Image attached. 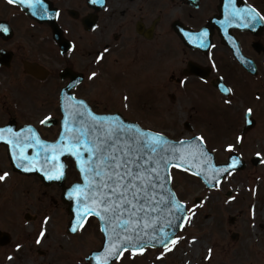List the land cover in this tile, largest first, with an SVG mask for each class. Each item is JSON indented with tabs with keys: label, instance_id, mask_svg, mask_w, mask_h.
<instances>
[{
	"label": "flooded vegetation",
	"instance_id": "1",
	"mask_svg": "<svg viewBox=\"0 0 264 264\" xmlns=\"http://www.w3.org/2000/svg\"><path fill=\"white\" fill-rule=\"evenodd\" d=\"M234 8L264 16V0H0V25L8 29L0 31V128L27 136L31 127L50 144L62 129L61 101L75 97L96 114H118L172 139L207 141L223 123L232 143L240 137L246 161L243 145L264 96V21L229 19ZM247 108L253 127L244 131ZM63 161L64 178L47 180L16 168L0 141V173L9 174L0 181V264H89L93 249L74 253L89 222L70 231L64 187L79 176L69 175L71 157ZM90 228L98 231V222ZM102 242L103 235L97 249Z\"/></svg>",
	"mask_w": 264,
	"mask_h": 264
},
{
	"label": "snow or ice",
	"instance_id": "2",
	"mask_svg": "<svg viewBox=\"0 0 264 264\" xmlns=\"http://www.w3.org/2000/svg\"><path fill=\"white\" fill-rule=\"evenodd\" d=\"M16 2L23 4L26 0H8L10 4ZM36 2L39 4L42 0ZM90 2L103 4L104 0ZM232 2L229 0L230 4ZM241 16L250 21L257 18L264 21V16L252 8L247 12L234 8L228 14L229 19ZM7 30L0 25V31ZM201 47L206 45L201 43ZM107 51L105 48L104 52ZM102 55L97 54L96 59H101ZM96 75L95 72L91 74L92 77ZM221 91L230 93L232 90L222 88ZM124 99L127 100V97ZM124 106L127 107V104ZM61 110L64 126L59 138L51 144L42 140L31 127L27 136L23 135V130L13 132L9 127L0 128V141L8 146L15 167L25 172L35 169L47 180H60L66 175L67 168L60 157L70 155L73 158L80 181L73 183L66 192L67 198L75 201V223L71 231L78 232L85 222H90L89 217L96 219L105 238L103 250L94 257L96 264H114L115 260L122 259L125 252L134 257L143 253L149 244L163 248L157 259L162 258L172 250L169 244L175 246L182 239L175 235L170 237L167 229L179 226L174 225V220L182 221L184 216L180 214L187 211L167 187L172 179L168 169H195L193 175L205 176V170L212 165L207 159L203 138L196 136L182 140L177 146L162 133L127 123L118 116L96 114L89 110L84 100L75 97L61 101ZM251 112V108L245 109L248 123L251 122L247 120ZM48 120L49 117L45 116L40 123L45 124ZM237 141L240 142V137ZM185 144L195 145V151L185 155ZM232 147L227 145L229 150ZM29 148L33 149L31 154L27 151ZM189 157L192 163L186 166ZM238 163L232 158L231 163L216 168L211 179L218 184V177L231 175L229 170ZM8 175L7 172L0 173V181ZM168 216L173 219H167ZM162 219L166 222L162 223ZM48 220L47 216L43 218L36 243H40L45 236L43 224ZM16 248L19 249L20 245L17 244ZM210 254L211 249L205 259H209Z\"/></svg>",
	"mask_w": 264,
	"mask_h": 264
},
{
	"label": "rangeland",
	"instance_id": "3",
	"mask_svg": "<svg viewBox=\"0 0 264 264\" xmlns=\"http://www.w3.org/2000/svg\"><path fill=\"white\" fill-rule=\"evenodd\" d=\"M231 131L218 123L207 132V145L216 153L218 162H226L231 151L242 153L237 141L231 142ZM227 145H232V149ZM243 146L249 157L247 167L227 175L214 189L207 188L189 171L174 169L175 188L189 209L188 220L176 235L182 239L175 246L169 244L172 250L160 259L157 257L163 248H145L134 257L125 252L114 264H264V96L259 98L258 125ZM257 153L262 159L254 165L251 156ZM69 175L78 177L74 164ZM91 219L87 229L77 236L76 256H86L101 244L100 230L90 228L97 221ZM234 234L238 237L234 238ZM196 239L202 242L199 249L191 246ZM209 249L210 258L205 259Z\"/></svg>",
	"mask_w": 264,
	"mask_h": 264
},
{
	"label": "water",
	"instance_id": "4",
	"mask_svg": "<svg viewBox=\"0 0 264 264\" xmlns=\"http://www.w3.org/2000/svg\"><path fill=\"white\" fill-rule=\"evenodd\" d=\"M109 116H118L120 119H122L123 121H125V122H127V123L135 124V123H132V122L127 121V120L124 119L121 115H109ZM135 125H137V124H135ZM63 126H64V124H63ZM138 126H139V125H138ZM252 126H253V125H247L246 128H245V130L248 129V128H250V127H252ZM139 127H140V126H139ZM62 129H63V128H62ZM146 130H147V129H146ZM153 132H154V131H153ZM167 138H168V137H167ZM168 139H169L170 141L176 143L177 146H179V142L182 141V140L175 141V140H172V139H170V138H168ZM191 139H192V138H191ZM187 140H190V139H187ZM53 143H54V142H53ZM50 144H51V143H50ZM183 148H184L185 150H187V151L185 152V155H188L189 153L195 151V145H193V144H185V145L183 146ZM204 148L207 150V153H208L207 159L211 162L212 167H209L208 169H206V170H205V171H206V175H205V176H200V178L202 179V181L205 183V185H206L208 188H215L216 186L220 185V183L222 182V179L226 176V174H225V175H221L220 177H218V179H219V183H218V184H217L216 180H212L211 177H212L213 173L215 172V169H216V168L223 167V166H225V165L231 163V162H232V158H235L236 160H238L239 163L235 166L234 169H230V170H229L230 172H233V171H235V170H241V169H244V168L246 167V163H245V161L241 158L240 155H238V154H236V153L230 155V157H229V159H228V161H227L226 163H217L214 153L211 152V151L209 150V148L205 145V143H204ZM67 156H70V155H67ZM260 161H261V157H260V156H255V157L253 158V161H252V162H253L254 164L258 165V164L260 163ZM191 163H192V161H191V157H189V160L186 162V166H187V165H190ZM37 167H39V165H37ZM197 167H199V165H197ZM171 168H172V167H170V168L168 169V172L170 173V175H171ZM194 170H195V169H193L191 172H193ZM33 171H34L35 173L39 174L41 177H43V175H42V173H41L40 171H36L35 169H33ZM206 180H207V183L205 182ZM77 182H79V181H77ZM72 185H73V184H72ZM72 185H71V186H72ZM71 186L67 187V188L65 189V192H64V199H65V201L69 204L68 209H69L70 214L72 215V219H71V222H70V229H71V227H72V224L75 223V217H74L75 201H74V200H69V199L67 198V196H66V192H67V190H68ZM167 187L170 188L171 191L176 195V198H177L179 201H181V200L178 198L176 192L174 191V189H173V187H172V179H171V182L167 184ZM198 200H199V199H197V201H198ZM181 202L183 203V205H184V207L187 209V211L184 212V213H181V214H180V215H183V216H184V219H183L182 221H181V220H174V225H179V226H172V227H170L169 229H167V231L169 232V236H170V237L173 236V235H176V234L178 233V231L183 227V225L185 224V222H186V220H187V218H188V208H187L186 204H185L183 201H181ZM167 219H173V217L168 216ZM232 220H233V218H232ZM161 222L164 223V222H166V221L162 219ZM234 237L236 238V237H238V235L235 234ZM104 244H105V238H104V243H103V245H104ZM103 245H102V246H103ZM148 246H152V245L149 244ZM152 247H160V246H152ZM102 250H103V247H101L99 250H96V251H93L92 253H90V255L87 257V261L89 262V261L91 260V264H96V260H95L94 257L96 256V253H98V252H100V251H102Z\"/></svg>",
	"mask_w": 264,
	"mask_h": 264
},
{
	"label": "bare ground",
	"instance_id": "5",
	"mask_svg": "<svg viewBox=\"0 0 264 264\" xmlns=\"http://www.w3.org/2000/svg\"><path fill=\"white\" fill-rule=\"evenodd\" d=\"M201 243H202V242H201L200 240L196 239V240H194V241L192 242L191 246H192V247H195V248H197V249H199Z\"/></svg>",
	"mask_w": 264,
	"mask_h": 264
}]
</instances>
